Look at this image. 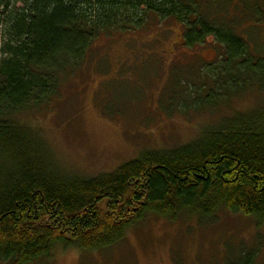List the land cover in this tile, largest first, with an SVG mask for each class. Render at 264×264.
I'll return each mask as SVG.
<instances>
[{"label":"trees","instance_id":"16d2710c","mask_svg":"<svg viewBox=\"0 0 264 264\" xmlns=\"http://www.w3.org/2000/svg\"><path fill=\"white\" fill-rule=\"evenodd\" d=\"M245 9L260 14L255 3L238 13L231 0H0V262L31 264L57 246L106 249L150 214L173 221L226 209L264 223V106L90 178L63 172L39 133L17 119L50 101L102 36L137 30L149 15L178 22L183 47L212 37L223 53L207 68L212 85L188 100L171 93L170 104L216 105L223 88L225 101L252 78L264 81V58L237 31ZM209 92L210 100L196 98Z\"/></svg>","mask_w":264,"mask_h":264},{"label":"rangeland","instance_id":"374dc122","mask_svg":"<svg viewBox=\"0 0 264 264\" xmlns=\"http://www.w3.org/2000/svg\"><path fill=\"white\" fill-rule=\"evenodd\" d=\"M231 3L238 13L246 5L259 6L260 14L246 9V14H237V31L247 40L248 50L264 58V0ZM182 43V26L155 15L137 30L102 36L50 101L17 119L39 133L63 172L90 178L144 151L189 143L227 117L264 106L262 78L258 84L252 78L255 85L225 101V88L218 89L216 105L199 108L184 102L188 108L182 109L170 104L171 93L188 100L186 94L202 83L212 85L208 69L223 59L212 37L193 49ZM222 85L236 89L231 82ZM209 95L196 98L210 100ZM31 264H264V223L226 209L173 221L150 214L106 249L81 252L57 246L49 257Z\"/></svg>","mask_w":264,"mask_h":264}]
</instances>
